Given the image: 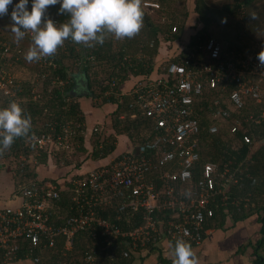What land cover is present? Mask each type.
<instances>
[{
  "label": "built area",
  "instance_id": "2783aa9c",
  "mask_svg": "<svg viewBox=\"0 0 264 264\" xmlns=\"http://www.w3.org/2000/svg\"><path fill=\"white\" fill-rule=\"evenodd\" d=\"M143 7L159 8L160 3L143 0ZM3 47L2 59L10 54L9 45L5 43ZM261 50L264 37L249 45L225 46L209 36L181 61H162L154 74L138 78L127 91L123 90L131 98L130 105L152 119V138L116 154L110 151L96 166L75 168L68 176V186H59L40 175L35 181L13 185L8 199L16 203H0V264L26 257L39 263L60 237L64 238L67 254L81 232H87L93 240L101 237L107 243L128 238L131 249L137 252L150 250L162 240L175 243L183 238L192 245L202 244L216 228L218 200L221 206L230 201L239 205V199L231 198L230 192L240 177L232 160H203L200 121L210 114L212 119L228 122L231 134L242 128L243 143L253 145L257 141L248 129L264 125V68L259 67L257 59ZM40 65L38 74L50 80V92L54 85L63 90L70 82L61 75L53 77L46 58L40 59ZM20 82L14 74L0 75L4 95L15 97ZM33 85L32 81V96L22 102L44 101V93ZM213 90H217L216 95H211ZM74 101L71 92L65 94L66 113L62 116ZM247 106L245 114H249L235 118V113L244 112ZM220 123H211L208 131L218 133ZM48 125V130L25 141L33 150L32 156L20 158L37 163L36 156L42 151L53 155L56 151L73 152L78 128L86 123L72 118ZM99 129L101 126H92L94 132ZM64 189L70 204L65 208L64 222L58 224L52 222L51 208L61 200ZM189 192L191 195H186ZM102 210L115 211L116 220H122L128 211L140 215L141 220L125 230L118 221L104 217ZM93 248H88L81 258L87 264H98ZM123 254L128 256L129 250Z\"/></svg>",
  "mask_w": 264,
  "mask_h": 264
},
{
  "label": "trees",
  "instance_id": "16d2710c",
  "mask_svg": "<svg viewBox=\"0 0 264 264\" xmlns=\"http://www.w3.org/2000/svg\"><path fill=\"white\" fill-rule=\"evenodd\" d=\"M158 1L160 7L153 9L166 12L169 15L168 21H156L149 15L147 12L148 9L144 8V27L135 38H126L121 41L109 35L103 45L96 44L95 47L92 48L75 44L69 38L65 41L64 45L58 49L54 56L46 57L48 65L53 69L51 75L53 77L61 75L63 78L68 79L70 82L67 86L61 90L54 85L50 92V80H43L40 74H37L32 78H25L24 81L21 80L19 83L20 85L15 88V97L4 95L0 89V108L6 107L9 102L14 99H18L17 101L22 102L25 98L31 97L33 81L34 85L36 87L38 86V91L41 90L42 93H44L45 99L44 101L30 100L29 102H22V106L25 108V114L30 113L32 117V130L29 136L48 130V124L54 121H68L72 118H77V123H86L87 117L85 114L87 113H85L86 111L84 112L86 108H82V103L76 98L71 108L67 110L68 113L62 116L66 113V109L63 108L65 104L64 96L65 94H70V92L72 93L75 88L77 83L75 75H81L88 84L87 96L96 97V87L100 86V93L103 95V99L98 106L104 108L105 111H101L102 114H105L104 116H109L107 121L105 120L102 124L111 123V128L114 131L106 140L101 141L98 132L101 131L102 127L98 132L92 131V127H90L88 123L78 128V133L75 136L77 144L72 153L86 152L85 156L80 157V161L84 160L88 162L89 158L93 160L101 159L110 151L112 154H116L118 153L117 149H119L118 143L121 145L122 143L123 145L126 143V148H129L132 146L135 147L139 143L152 138V119L130 105L131 98L123 93V85L130 79L134 82L138 78L154 74L161 63H158L157 60L163 48L172 42L183 43L185 31L187 29L189 30L190 27L192 28V26H188L190 15L188 9L181 12H174L175 10L166 11L171 4V0ZM255 2V0H236L235 7L225 5L223 8H214L211 7L206 0H195L194 11L198 15L197 21L202 23L203 26L190 34L189 42L183 43L182 46L179 47H183L182 50L176 52L175 55L172 54L163 62L167 64L169 62L181 61L183 57H187L189 51H191L195 45L203 44L205 39L209 36L217 38L225 46L234 44L243 46L251 44L252 41H248L247 39V41L241 39L235 40L234 38L231 39L229 34L224 32L217 34L209 30V26L222 20L226 13L235 14V16H237L239 11L242 13L246 12L245 9L254 6ZM16 3L19 2H13V5L9 6L7 17L10 19V24H12L11 12ZM31 4L32 0H29V10ZM59 8L60 4L49 6L46 18L50 17L54 21H57V24L66 22L70 18L69 14H59ZM243 18L244 21H246L249 16L245 15ZM174 27H176L175 31L173 30ZM262 37L264 36H260L259 38ZM259 38L256 37L254 40ZM5 43L10 47V54L6 58H0L1 76L13 74V70L16 71L17 68L12 69L14 64L15 66L20 65L22 67H33L37 65L41 70L40 60L28 62L25 59V53L30 47L28 43L32 44V36L26 35L22 40L17 42L14 35L10 38L0 31V57L2 56V51L4 49L3 45ZM179 48L175 47V50ZM77 59L79 63H76ZM55 64H57V68H53ZM100 73L106 74L105 84H103V80L99 81L98 79ZM216 94L217 90H213L211 93V95ZM224 95L227 96V92H225ZM73 97L75 96L73 95ZM250 103L255 104L254 102ZM254 106L256 105H252L251 107ZM248 107L249 106L245 107L243 110L244 112L241 111L242 113H235V118L248 115L249 113L245 114L249 109ZM207 108L209 107H206V109ZM78 114H80V116ZM215 122H221V129L218 133L211 134L208 131V127L211 123ZM200 123L202 130L201 141L203 160L209 159L221 162L232 160L234 166L243 164L244 167L248 168L246 173L250 174H243L240 184L231 189L230 197L239 199V205H235L230 201L226 206H221V202L218 200V208H216L214 216V223L217 221L215 227L224 228L229 222L243 220L257 214L259 223H261L260 236L257 241H250L247 245L244 244L242 246H253L251 255H254L255 258L252 260V264H264V125H252L248 129V132L257 140L255 143H257L258 146L253 148L252 145L243 143L242 135L244 131L242 128L235 134H231L228 130V122L212 119L210 114L202 117ZM57 130L61 131L59 126H57ZM92 135H96V145L93 147V150L90 151L88 150L89 146H87V143H89L87 138L90 139ZM28 137L17 138L11 148L6 150L3 155H0V175L2 174L5 164L4 159H8L11 162H18L15 175L16 177L20 176V180L17 181L16 184L13 183V185H20L24 182L37 180L40 167L46 166L54 156L52 153L50 154L49 151H42L36 156L38 161L34 166H32V162H29L33 160L23 163V160L20 158L21 155L32 156L33 154V150L25 145V141ZM121 138H123L124 142ZM100 145H102V147H100ZM70 160L72 159L68 157L62 161L71 163ZM90 163L85 164V166L82 165L83 163L80 165H72L69 169L64 170L60 176H54L48 173L50 176L44 174L43 177L51 182L57 183L59 186H68L69 174L75 168L79 169L84 166V168L87 169L95 166ZM252 203H254V205H252ZM68 204H70L69 193L64 189L62 191L61 200L56 202L55 207L51 208L52 222L55 221L58 224L64 222L63 219L66 218L65 208ZM101 213L108 219L118 221L125 230L132 229L133 226L137 225L141 220L140 215L138 216V214H133L129 211L123 214L122 220L115 219V211L102 210ZM232 226L233 225L227 226V228ZM75 240L76 242L73 249L65 254V241L64 238L60 237L57 240V245L48 251L51 255V259L45 261V264H87L81 258L85 255V251H88V248L93 246L94 248L91 252L94 254V261L98 264H142L145 258L142 252L131 249L128 238H117L107 243L104 242L101 237H99V240H93L87 232H81L78 233ZM124 250H129L128 256H124ZM41 261H43V259ZM163 261L166 263L165 260Z\"/></svg>",
  "mask_w": 264,
  "mask_h": 264
},
{
  "label": "clouds",
  "instance_id": "9594fccd",
  "mask_svg": "<svg viewBox=\"0 0 264 264\" xmlns=\"http://www.w3.org/2000/svg\"><path fill=\"white\" fill-rule=\"evenodd\" d=\"M60 4L59 14L69 19L57 24L46 18L49 6ZM13 0H0V17L8 14ZM19 0L11 12V32L17 42L32 34V45L25 53L28 62L54 56L69 38L78 45L92 48L103 45L111 35L117 40L135 38L144 27L143 0ZM259 67L264 68V50L258 53ZM32 130L31 114H25L22 102L12 100L0 108V155L17 138L28 137ZM190 196L191 193H186ZM172 264H200L192 244L176 240Z\"/></svg>",
  "mask_w": 264,
  "mask_h": 264
},
{
  "label": "rangeland",
  "instance_id": "374dc122",
  "mask_svg": "<svg viewBox=\"0 0 264 264\" xmlns=\"http://www.w3.org/2000/svg\"><path fill=\"white\" fill-rule=\"evenodd\" d=\"M158 1V0H156ZM239 1V0H237ZM255 4L254 6L250 7L249 9H245L246 12L242 13L239 11V14L237 16L226 13L225 17H223L222 20H219L218 22L212 24L209 26V30L216 32L217 34L224 32L226 34H229V36L231 37V39H235V40H246L247 38H251V37H257L259 38L260 36H264V0H255ZM13 2H19V0H13ZM159 2V1H158ZM206 2L214 8H223L225 7V5H230V7H235V2L236 0H206ZM194 7H195V0H171V4L169 5V7L166 9V11H173L174 12H181L184 11L185 9H188L190 12L189 15V20H188V26H192V28L190 27L189 30L187 29L185 31L184 34V40L183 43H187L189 42V37L190 34L195 32V30L199 29L200 27H202V23L197 21L198 15L197 13H195L194 11ZM155 8V7H154ZM147 12L149 13L150 16H152L156 21L158 22H164V21H168L169 19V15L166 12H162V11H158V10H154L150 8H147ZM162 9V8H161ZM160 9V10H161ZM226 10V9H224ZM248 15L249 18H247L246 21H244V16ZM7 15L0 17V31L5 33L6 36L10 37L13 36L14 34L11 32V22L9 17H7ZM183 43H170L169 45L165 46L163 48V51L159 57V59L157 60L158 63L166 60L167 58H169V56H171L172 54L175 55L176 52H178L179 50H182L183 47L179 48L180 46H182ZM30 46L32 45L31 43H28ZM176 48H179L178 50ZM173 49V50H172ZM175 50V51H174ZM166 54V55H165ZM162 56V57H161ZM17 67V68H16ZM16 71L13 70V74L15 76H17V79L24 81L25 78H32L33 76L37 75L38 72L40 71V68L37 67V65L35 66H29V67H22V66H15V64L12 66V69H15ZM38 68V69H37ZM15 71V73H14ZM78 76V75H77ZM81 76V75H79ZM78 76V77H79ZM99 81L103 80V84H105L106 82V74L105 73H100L98 76ZM84 80V79H83ZM82 82V81H81ZM133 80H129L128 82H126L122 88L123 90L127 91V89L132 85ZM83 84V83H82ZM82 89L86 92L87 88H85L84 86H82ZM96 93L97 96H89V102L93 105H100L103 99V95L100 93V86L96 87ZM88 98V97H87ZM91 98V99H90ZM101 109L102 112H104V108H99ZM94 115V114H93ZM89 120V121H87ZM86 120V123H90V127L94 126V125H98L101 126L102 129L100 132H98L101 141L106 140L110 134L113 133V129L111 128V123L110 124H102V123H95L94 119L88 115V118ZM100 130V129H99ZM95 136L96 135H92V137H90V139L87 138V140L89 141V143H87V146H89L88 150H93V147L96 145L95 144ZM121 140L123 141V138H121ZM124 142V141H123ZM104 143V142H103ZM119 150H122L124 148H126V143H122L118 145ZM68 152V151H66ZM57 154H54L53 159L49 161L48 164H46V166H41L40 170H39V175L40 176H44V174H51V175H58L60 176L64 170L69 169V167H71L72 165L75 164H87L86 161L82 160L80 161V157L85 156L86 152L84 153H80L77 152L72 153H64L62 151H56ZM69 155V156H68ZM70 157L72 160L71 163H65V161H62L66 158ZM21 159L23 160L22 162L27 163V160H24L22 157ZM61 159V160H60ZM32 162V166H34V164L36 163V161H29ZM4 163L5 165L3 166V170H2V174L0 175V198H4L8 195H10V193L12 192V189L14 187H12L13 183L16 184L17 181L20 180V176L16 177L15 173L17 171L18 168V162H11L8 159L5 160L4 159ZM43 167V168H42ZM67 167V168H66ZM90 167V166H88ZM86 168L81 167L79 168V170H85ZM46 175V176H50V175ZM15 186V185H14ZM4 196V197H3ZM251 241L255 242V238L251 239ZM251 247L248 251L249 253L252 252L251 249H253V246H249ZM217 248V247H216ZM227 251L226 249L224 250V252ZM252 254V253H251ZM234 256V255H233ZM230 262V261H229ZM228 264H235L233 261L231 263Z\"/></svg>",
  "mask_w": 264,
  "mask_h": 264
},
{
  "label": "crops",
  "instance_id": "0c3cea01",
  "mask_svg": "<svg viewBox=\"0 0 264 264\" xmlns=\"http://www.w3.org/2000/svg\"><path fill=\"white\" fill-rule=\"evenodd\" d=\"M255 38L256 37H251V38H247V40L253 42ZM75 76L77 83L72 91V94L75 96L77 100H80V103H82L81 104L82 108L83 107L86 108L84 110V112L86 111L85 113H87L85 114L86 117L88 118V115H90L94 119V122L96 121L95 123H102L105 122V120L107 121L109 116L107 117L104 116L105 115L104 113L102 114L101 109H99L101 108L100 106L91 104L88 100L89 96H87V94H85L84 90L82 89V86L85 87V80H83L84 77L79 76L77 78V75ZM88 124L90 125L89 122ZM119 144L120 143H118V145ZM257 146H258L257 143H254L252 145L253 148L254 147L256 148ZM117 152H119V149H117ZM87 163L94 164L96 166L102 163V160L101 159L93 160L89 158ZM235 169L237 170V175H239L241 181V179L243 178V174L246 173L248 168L244 167L243 164H240L239 166H235ZM246 174L250 175L249 173ZM238 184H240V182ZM8 196L9 193L6 197L4 196H3L4 198L1 197L0 203L2 204L16 203L15 200L14 201L9 200ZM252 205H254V203H252ZM216 223L217 221H215V225ZM230 225L233 226L227 228V226ZM260 227H261V223H259L258 215L254 214L251 217L243 220H237V221L235 220V222L232 221L231 223L229 222L224 228L223 227L215 228V230L212 231L207 236V238L202 244L192 245V246L199 257L200 264H228L231 263L232 261L235 264H252V260L255 258V256L251 255L253 251L251 253H249L248 251L251 247L248 246L246 247L242 245L244 244L247 245L248 242H250L251 239L254 238L257 241V239L260 236L259 233ZM174 247H175V243H172L168 240H162L159 245L151 248L150 250H144L142 252L143 256L145 257L142 264H172L174 258ZM225 249L227 251L224 252ZM42 259L43 261L36 263L31 259V257H26V259L14 261L12 263L3 262L2 264H45V261H49L51 259V255L48 253V251L46 252V255L45 254L43 255ZM163 260H165L166 263H164Z\"/></svg>",
  "mask_w": 264,
  "mask_h": 264
},
{
  "label": "water",
  "instance_id": "95a60500",
  "mask_svg": "<svg viewBox=\"0 0 264 264\" xmlns=\"http://www.w3.org/2000/svg\"><path fill=\"white\" fill-rule=\"evenodd\" d=\"M85 86H86L85 88H87V86H88L87 82H85ZM84 92H85V91H84ZM85 94H88V91H86ZM255 145H256V144H255ZM254 148H255V147H254Z\"/></svg>",
  "mask_w": 264,
  "mask_h": 264
}]
</instances>
